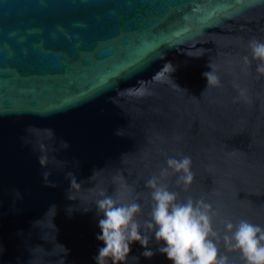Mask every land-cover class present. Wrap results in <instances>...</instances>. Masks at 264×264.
<instances>
[{
	"label": "water",
	"instance_id": "water-1",
	"mask_svg": "<svg viewBox=\"0 0 264 264\" xmlns=\"http://www.w3.org/2000/svg\"><path fill=\"white\" fill-rule=\"evenodd\" d=\"M253 38L264 0H0V264H96L99 192L138 201L143 224L147 181L178 153L192 185L161 182L210 203L220 253L243 264L222 236L227 220L264 226ZM209 63L220 84L206 89ZM159 246L145 258L134 242L128 264H171Z\"/></svg>",
	"mask_w": 264,
	"mask_h": 264
},
{
	"label": "clouds",
	"instance_id": "clouds-1",
	"mask_svg": "<svg viewBox=\"0 0 264 264\" xmlns=\"http://www.w3.org/2000/svg\"><path fill=\"white\" fill-rule=\"evenodd\" d=\"M248 47L252 60L259 61L256 72L264 74V41L253 38ZM242 60L245 65L251 63L248 56H244ZM208 67L210 71L202 74L207 81L206 89L220 84V77L213 66L209 63ZM239 95L247 99V90L239 88ZM116 134L121 135L122 131L117 129ZM65 146H68L67 142ZM169 170L179 174L176 183L185 188L190 187L194 181L190 156L178 153L177 156L168 157L166 167L160 170L159 177L152 176L147 181V187L151 189V208L149 218L143 224L137 219L142 211L138 201L122 202L109 195L106 190L99 192V198L92 206L99 217L100 231L96 239L102 242L94 257L96 264H128L134 242H138L144 249L141 253L143 257L151 258L154 253L149 243L153 237L160 243L158 251L171 264H233L227 255L220 253L221 236L214 228L213 218L216 213L212 205L203 198L180 199L176 191L161 182L160 178L167 176ZM122 187L127 189L128 186ZM19 196L17 190V197ZM92 207H83V211L87 212ZM51 208L56 206L52 205ZM71 211L69 208V213ZM145 226L150 235L145 232ZM224 229L222 240L225 248L238 251L243 264H264V226L240 218L235 222L227 220ZM61 247L66 254L68 250L63 245ZM2 250L0 247V251ZM135 260L138 261L139 257H135Z\"/></svg>",
	"mask_w": 264,
	"mask_h": 264
}]
</instances>
